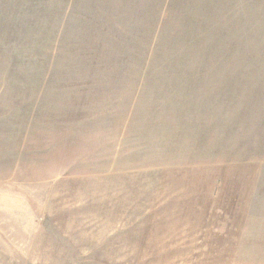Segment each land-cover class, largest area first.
I'll return each instance as SVG.
<instances>
[{"label": "rangeland", "instance_id": "1", "mask_svg": "<svg viewBox=\"0 0 264 264\" xmlns=\"http://www.w3.org/2000/svg\"><path fill=\"white\" fill-rule=\"evenodd\" d=\"M158 2L0 0V264H264L198 224L213 163L264 158V0Z\"/></svg>", "mask_w": 264, "mask_h": 264}, {"label": "crops", "instance_id": "2", "mask_svg": "<svg viewBox=\"0 0 264 264\" xmlns=\"http://www.w3.org/2000/svg\"><path fill=\"white\" fill-rule=\"evenodd\" d=\"M111 1V5H118V14H113V17L110 18L111 21H108L107 23H101L100 29L103 30H126V29H159V25L157 22H154L152 19H156L159 15V13H164V7H166V3H164L161 7V10H159V2L158 0H144L141 2V0H109ZM143 6H146L149 9H142ZM120 7H123L126 10V7L129 9V13H133L132 16H136L137 18L141 19L142 22H145L144 26L136 25L135 22H127L120 16ZM153 8V9H152ZM114 13V12H113ZM129 23L130 25H127ZM148 24V25H147ZM157 24V25H153ZM91 27H88L89 29ZM254 106V104H251ZM259 117V116H258ZM238 118V117H237ZM262 119L263 116H260ZM240 122V118H238ZM243 121L246 122V125L252 126V132H260L263 133L262 129H256L257 126L253 128L254 125V118L252 114H248L247 116H244ZM260 119V120H261ZM259 120V119H258ZM238 122V124H239ZM242 123V122H241ZM235 124V123H234ZM236 125V124H235ZM243 125V124H242ZM246 126L241 129V131L237 127H231L229 128V132H223L226 134H229L230 137L234 133H237L236 141L241 139L243 137L242 132H245ZM264 128V127H263ZM251 132V133H252ZM217 133V132H215ZM222 134V132H220ZM243 140V139H242ZM246 150V148L244 149ZM241 155H245L244 153ZM263 160H245V161H230L229 163H213L214 171H221L217 175H213V177H209V181H211V186L209 190H212L210 198H212L208 202V216L206 214L202 215L198 220V224H201V228L205 230H209L206 235H204V238H213L217 242L220 241V238H229L232 239V243H234V246H247L252 247L253 249H233L230 250V252H237V253H264V198L263 197H256L254 200H250L253 197V184L250 186L249 181H252L254 183V177L257 175L256 182H260L258 184H261V180L264 179V158H261ZM206 164L211 165L210 163L204 162L203 166H196L195 170L198 172L199 180L201 181L204 179L205 181H202L203 184L206 185ZM229 171V173H232L231 179L229 181L230 190L233 195L232 199L234 198L235 202L230 203L229 205H217L216 201L218 197L221 196V194H218V191L215 190L219 186L223 187L224 182L226 181V176L223 171ZM215 174V173H214ZM223 176V177H222ZM225 178V181L223 180ZM212 179V180H211ZM205 182V183H204ZM245 184L246 188L250 187L251 193L247 192L246 196L250 195V199L246 198V201L237 202L235 193L238 190H241L240 184ZM209 184V183H208ZM257 184V186H258ZM223 197V195L221 196ZM228 197V196H227ZM196 206H200L197 204ZM209 207H212L213 212H211V209ZM262 207V209H260ZM202 208V207H201ZM218 212L223 213L226 216L224 220L221 219V216L218 215ZM231 214H234V216H230ZM228 220H231L229 223H227ZM200 228V229H201ZM238 235L240 237H243L245 239H251L249 242H239L237 241ZM239 237V238H240ZM233 239H236V241H233Z\"/></svg>", "mask_w": 264, "mask_h": 264}]
</instances>
